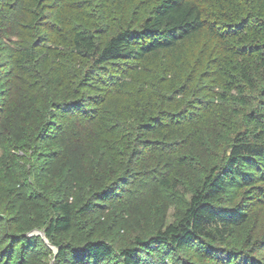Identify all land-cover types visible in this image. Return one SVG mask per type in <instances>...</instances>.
<instances>
[{
	"label": "trees",
	"instance_id": "obj_1",
	"mask_svg": "<svg viewBox=\"0 0 264 264\" xmlns=\"http://www.w3.org/2000/svg\"><path fill=\"white\" fill-rule=\"evenodd\" d=\"M31 1L39 10L49 0ZM57 1L83 18L70 32V55L66 52L61 60L42 46L41 31L21 39L3 94L7 101L11 92L18 93L20 101L9 111L4 103L0 110L1 128L13 139L10 147L32 164L25 175L38 171L36 152L47 140L52 118L75 110L95 123L99 139L105 134L104 169L116 167L121 179H129L138 144L151 151L148 159L154 165L165 164L154 176L157 199L177 198L179 217L168 224L157 218L155 224L145 216V227L133 222L136 231L150 234L115 250L120 228L110 216L95 217L105 203L121 201L106 190L86 198L75 188L70 201L69 195L58 201L43 195L22 205L20 194L14 199L8 193L21 179L2 180L0 264H141L139 251L152 255L161 249L177 253L193 245H225L264 207V0ZM90 14L96 15L94 32L86 25ZM129 75L140 84H129ZM192 97L201 99L203 114L194 105L182 108ZM112 98L118 99L116 111L109 113L105 101ZM220 105L231 112L213 120L214 107ZM83 106L98 110L87 118ZM135 111L138 126L124 130L125 116L135 118ZM128 139L133 147L123 141ZM119 146L126 152L124 168L116 157ZM98 172L104 173L103 168ZM75 185L64 179L60 189L67 192ZM29 186L39 193L35 184ZM134 213L123 217L132 220ZM34 229H42L48 244L28 235ZM236 244L241 246L239 253L231 251V264H264L254 258L264 251V240L247 234ZM47 245L56 249L49 259Z\"/></svg>",
	"mask_w": 264,
	"mask_h": 264
},
{
	"label": "rangeland",
	"instance_id": "obj_2",
	"mask_svg": "<svg viewBox=\"0 0 264 264\" xmlns=\"http://www.w3.org/2000/svg\"><path fill=\"white\" fill-rule=\"evenodd\" d=\"M64 7H66L64 3L57 0L47 1L46 6H42L39 10L35 9V3L31 0H0V110L4 109V103L6 104L5 108L9 111L10 106L16 105L20 101L16 98L18 93L15 94L14 92L13 94L11 92L10 96L6 94L7 101H5L3 94H5V83L10 82H8L7 75L12 70L11 66L13 68L14 56L18 53V45L22 43L21 39H27L35 35L37 31H41V38L45 42V45L42 46L51 48L54 51L52 53L59 56L60 59L66 52L70 55V32L79 22H83V18L75 17L77 15L76 9H64ZM86 20V25L91 28V32H94L96 15L90 14ZM64 62L62 61L60 64H65ZM112 69L113 67H109L107 71L110 72ZM69 73L70 69L66 76ZM141 75L147 78L144 73H141ZM67 80L70 79L67 78ZM138 80L137 77L129 75L127 82L135 84L136 87L141 82V79ZM158 86L162 88L163 83H158ZM212 92H216V90L210 91V94H213ZM10 99L13 101L12 103L9 102ZM117 100V98H112L105 101L106 107L110 110L107 112L114 113L116 111L113 108L116 106ZM200 100L199 97L195 99L192 97L186 101L182 108L186 110L188 105V109H193L192 106L194 105L195 108H198L197 113L203 114L206 109L201 105ZM83 108L82 112L86 114L87 118L98 110L95 106H83ZM92 109L94 112H91ZM229 112L231 110L228 106L214 107L213 120H220L223 116L226 117ZM131 116L130 113L125 116L127 122L123 125L124 130L128 128V125H131L132 129L138 126L140 121L136 120L138 113L135 111V118ZM2 118L3 115L0 113V181L11 178L21 179L18 186L8 188V193L12 194L14 199L17 197L16 192L20 194L23 198L22 205L26 204L28 200L32 205L35 200L41 199L43 195L54 201L69 195L68 200L70 201L71 193L76 194L75 188L81 189L86 198L89 192L100 193L106 190V195L109 194L116 201H121L113 205L105 203L104 207L98 209L95 217L99 219L110 216L109 220L111 218L114 221L113 226L116 223V227L120 228L118 232L115 230L118 234L113 243V249L115 250L127 248L134 238H141L150 234L148 231H136L133 222L138 221L141 227H145V216H147V219L154 218L153 222L155 224L157 218L168 224L179 217V211L175 208L176 205L178 207L180 204V201L177 202V198L174 197L173 201L167 199V201L160 196V199H157L158 192L155 187L154 176L159 174V169L164 168L165 164L161 162V164L154 165L155 163L153 164L148 159L152 155L151 151H144L141 145L138 144L134 147L136 156L133 165L130 167L132 172L130 178L121 179L122 171H116V167L104 169L105 165L101 163L102 142H104L102 138L105 134L103 133L99 139L95 123L82 118L75 110H70L68 113L52 118V125L47 129L49 132L47 140L39 144L40 149L36 152L38 161L35 163V167L38 171L25 175L29 164H32L28 162V157L23 152L10 147L13 144V139H10L9 131L1 128ZM206 123L202 122L200 126L205 128ZM123 141L127 145H134L133 140ZM152 142L154 141L152 140ZM125 154V149L119 146L116 150V157L117 159H123V163L119 161L122 168L127 163ZM49 156L55 157V159L51 161ZM101 168L105 173H102L104 178H102V174L97 173V170L101 172ZM46 171H55V173L47 175ZM64 179L76 184V187L68 189L67 192L62 191L60 185ZM29 184H35V188L39 193H34ZM184 193L182 191L180 196L185 197ZM153 206L154 208L149 212L148 207ZM122 208L123 210H121ZM126 213L132 216L134 213L135 217L132 220L123 217V214ZM29 218L30 216L26 217V220H30ZM141 230L144 231V229ZM35 231L41 232L42 229H34L28 235ZM240 231L242 233H239ZM233 234H235V237L227 238L226 244L223 246L193 245L182 248L177 253L169 249H161L152 255L139 251L137 258H139L141 264H159V261H161V264H231L230 253L232 250L239 253L241 245L239 246L236 243L239 242L240 237L243 236L244 238L247 234H254L259 240H264V207L257 211V216L243 230H234ZM34 235L37 236L38 234L34 233ZM149 238L146 240H149ZM43 240L48 244L46 239ZM46 248L48 249L46 253L49 259L54 256L56 249L49 245ZM148 248L151 253L153 251L152 247L148 246ZM44 257L46 258V255ZM254 258H262L264 261V251L255 254Z\"/></svg>",
	"mask_w": 264,
	"mask_h": 264
},
{
	"label": "water",
	"instance_id": "obj_3",
	"mask_svg": "<svg viewBox=\"0 0 264 264\" xmlns=\"http://www.w3.org/2000/svg\"><path fill=\"white\" fill-rule=\"evenodd\" d=\"M33 233H37V234L40 235L43 239H45V237H44V233L39 232V231H35V232H33ZM33 233H32V234H33ZM46 244H47V242H46Z\"/></svg>",
	"mask_w": 264,
	"mask_h": 264
}]
</instances>
